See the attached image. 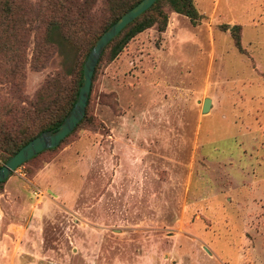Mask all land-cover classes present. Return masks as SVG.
<instances>
[{
	"label": "rangeland",
	"instance_id": "1",
	"mask_svg": "<svg viewBox=\"0 0 264 264\" xmlns=\"http://www.w3.org/2000/svg\"><path fill=\"white\" fill-rule=\"evenodd\" d=\"M74 1L77 37L53 31L42 68L29 65L35 30H16L24 75L0 82V100L68 93L110 19L106 0ZM192 2L196 25L163 2V31L107 48L88 121L3 181L0 264H264V0Z\"/></svg>",
	"mask_w": 264,
	"mask_h": 264
},
{
	"label": "trees",
	"instance_id": "2",
	"mask_svg": "<svg viewBox=\"0 0 264 264\" xmlns=\"http://www.w3.org/2000/svg\"><path fill=\"white\" fill-rule=\"evenodd\" d=\"M138 1L106 0L110 19L101 29V32ZM163 2L168 4L171 11L187 17L191 25H196L202 17L192 0H155L147 9L127 23L117 35L107 42L97 60L92 79L95 76L98 63L102 56H104L107 48H110L111 56H115L138 32L152 25L158 31L165 29L167 14L162 8ZM81 13V4L74 0H44L36 11H34L33 4L27 0H0V82L7 81L13 86L18 87L24 75L26 57L23 51V47L25 46L23 37L26 33H22V36L20 35L19 38H16V30L21 28L25 30L32 28L35 30L29 65L33 70H38L44 66L53 48L50 38L52 32L57 30L66 39L76 38L79 32L77 26L81 24L80 19L83 18ZM223 26L228 28L227 25ZM229 29L232 33L234 44L239 47L238 25H232ZM91 45L86 46L83 56L75 63L76 71L74 79L66 95L62 94V91L65 89H61L57 84L50 101L41 107L31 106L27 108L19 104L18 101H23L21 99L22 95H13L11 101L9 99L0 100V162H4L29 139L44 130L55 128L60 123L76 99L78 86L81 83L82 63ZM10 51L14 54L8 57L11 63L6 64L3 60L5 54ZM88 100L89 93L84 115L73 130L58 145L44 149L28 160L41 152L56 150L81 123L87 122ZM2 183L3 181L0 182V188Z\"/></svg>",
	"mask_w": 264,
	"mask_h": 264
},
{
	"label": "water",
	"instance_id": "3",
	"mask_svg": "<svg viewBox=\"0 0 264 264\" xmlns=\"http://www.w3.org/2000/svg\"><path fill=\"white\" fill-rule=\"evenodd\" d=\"M154 1L155 0H139L98 35L82 63L81 83L78 86L76 99L70 109L55 128L44 130L29 139L0 164V182L4 181L16 167L38 152L58 145V143L73 130L84 115L92 74L104 46L117 35L127 23L147 9ZM209 105L210 99L208 97L203 98L201 112H206Z\"/></svg>",
	"mask_w": 264,
	"mask_h": 264
},
{
	"label": "crops",
	"instance_id": "4",
	"mask_svg": "<svg viewBox=\"0 0 264 264\" xmlns=\"http://www.w3.org/2000/svg\"><path fill=\"white\" fill-rule=\"evenodd\" d=\"M52 193V192H51ZM52 195H54L55 196V194L54 193H52Z\"/></svg>",
	"mask_w": 264,
	"mask_h": 264
}]
</instances>
